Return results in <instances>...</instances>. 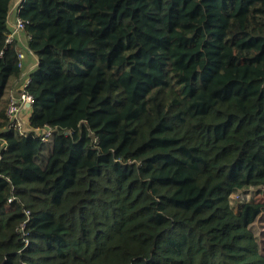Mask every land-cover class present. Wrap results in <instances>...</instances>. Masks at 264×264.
<instances>
[{
  "label": "trees",
  "instance_id": "16d2710c",
  "mask_svg": "<svg viewBox=\"0 0 264 264\" xmlns=\"http://www.w3.org/2000/svg\"><path fill=\"white\" fill-rule=\"evenodd\" d=\"M17 15L37 58L30 125L54 131L5 135L0 264H264V0H22ZM250 187L262 201L236 210Z\"/></svg>",
  "mask_w": 264,
  "mask_h": 264
},
{
  "label": "built area",
  "instance_id": "2783aa9c",
  "mask_svg": "<svg viewBox=\"0 0 264 264\" xmlns=\"http://www.w3.org/2000/svg\"><path fill=\"white\" fill-rule=\"evenodd\" d=\"M22 0H17L12 10L18 13L21 7ZM12 7V6H11ZM11 10V11H12ZM10 13V11H9ZM25 22L17 15L14 24H11L9 34L5 40L6 44H12L14 41V36L20 31L24 30ZM17 65L21 68L23 54L18 51L17 53ZM29 83V78L23 83L24 85L19 89H11L8 90L7 93V108H6V116H7V124L0 131V160L2 159L3 152L8 149V142L5 138V135L13 132L18 135H28L33 134L40 137L43 142H46L52 135L54 128L49 125H44L42 127H32L30 125V113L31 106L33 103V98L30 93L25 91V87ZM251 197L254 195V188H246L239 191L236 194L231 196V201H249V195ZM261 195V194H260ZM8 203L11 202V198L8 199ZM26 217L28 218L29 211H25ZM26 218V221H27ZM24 223L20 227V230L23 231ZM25 235L24 232L22 233ZM27 242V239H24Z\"/></svg>",
  "mask_w": 264,
  "mask_h": 264
},
{
  "label": "crops",
  "instance_id": "0c3cea01",
  "mask_svg": "<svg viewBox=\"0 0 264 264\" xmlns=\"http://www.w3.org/2000/svg\"><path fill=\"white\" fill-rule=\"evenodd\" d=\"M16 1L17 0L13 1L12 7L10 9V13L8 14L9 30H10L11 24H14L16 16H17V13L12 10L13 5ZM28 39H29V37L26 34L25 30H20L14 36L13 43L15 44V47L17 48V50L23 54V60H22L21 68H20V74L16 78H14L10 84L11 89L21 88L24 85L23 83H25V81L29 78L30 73L33 71V69L37 65L36 55L28 48V45H27ZM9 88H8V90H9ZM262 213H264V212H262ZM262 213H260L257 216V218L260 215H262ZM250 227H251V225H250Z\"/></svg>",
  "mask_w": 264,
  "mask_h": 264
},
{
  "label": "rangeland",
  "instance_id": "374dc122",
  "mask_svg": "<svg viewBox=\"0 0 264 264\" xmlns=\"http://www.w3.org/2000/svg\"><path fill=\"white\" fill-rule=\"evenodd\" d=\"M251 195L252 194L249 195V201H262V196L260 194L254 193L252 197ZM242 203L243 201H235V200L231 201L232 206L236 210L239 209L238 206L239 204ZM250 228L253 230L254 235L258 241V245L261 253L264 254V213H262V215H260L257 219H255L253 224H251Z\"/></svg>",
  "mask_w": 264,
  "mask_h": 264
}]
</instances>
